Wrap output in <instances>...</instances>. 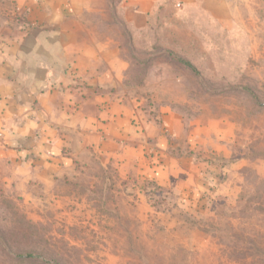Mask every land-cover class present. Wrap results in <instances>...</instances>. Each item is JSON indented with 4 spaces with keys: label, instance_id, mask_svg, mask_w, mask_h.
I'll use <instances>...</instances> for the list:
<instances>
[{
    "label": "rangeland",
    "instance_id": "1",
    "mask_svg": "<svg viewBox=\"0 0 264 264\" xmlns=\"http://www.w3.org/2000/svg\"><path fill=\"white\" fill-rule=\"evenodd\" d=\"M64 2L50 27L39 0H0V60L14 74L31 37L54 41L59 90L82 104L72 139L120 99L167 146L155 177L90 147L55 174L0 160V264H264V0L169 1L144 30L122 0Z\"/></svg>",
    "mask_w": 264,
    "mask_h": 264
},
{
    "label": "crops",
    "instance_id": "2",
    "mask_svg": "<svg viewBox=\"0 0 264 264\" xmlns=\"http://www.w3.org/2000/svg\"><path fill=\"white\" fill-rule=\"evenodd\" d=\"M169 1L177 6H187L195 0H122L123 20L134 30H144L157 8L168 5ZM39 2L49 8L50 27L66 20L63 7L71 4L64 0ZM40 35H48L52 39L62 37L52 30L40 32ZM31 39L34 47L26 53L31 59L30 66L22 63L14 70L15 75L12 69L10 71L9 64L0 60V160L55 174L72 164L79 148L90 147L94 152L115 160L122 170L126 169V173L132 171L155 177L158 171L152 159L160 158L157 155L163 154L167 139H161L159 135L149 139L141 124L135 127L132 121L140 117L124 100L108 99L107 105L101 110L96 108L92 116L82 114L75 140L69 136L66 126L71 123L73 109L80 112L82 104L74 106L67 93L59 90L68 84L66 80L62 84V80H56L53 74L57 69L55 61L50 59L54 41L51 44ZM58 50H64L66 54L67 46ZM37 77L41 80L40 87L46 88L44 91L22 89ZM80 100L83 101V98L80 97ZM104 101L101 97L95 100L96 103ZM62 125L64 129L58 130Z\"/></svg>",
    "mask_w": 264,
    "mask_h": 264
}]
</instances>
